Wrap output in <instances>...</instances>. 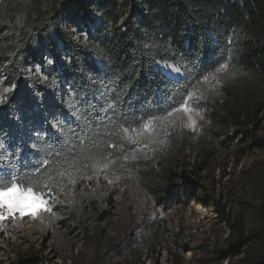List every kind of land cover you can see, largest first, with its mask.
<instances>
[{"label": "trees", "instance_id": "16d2710c", "mask_svg": "<svg viewBox=\"0 0 264 264\" xmlns=\"http://www.w3.org/2000/svg\"><path fill=\"white\" fill-rule=\"evenodd\" d=\"M15 18L19 30L12 27ZM67 23L84 26V44L70 37ZM5 32L0 76L10 90L0 102V181L51 174L55 184L39 189L43 198L64 197L65 189L83 183L127 190L162 178L165 188L148 191L165 202L177 196L165 162L189 143L159 123L155 139L146 143L130 142L121 129L166 117L221 65L230 74L207 80L218 97L191 102L207 110L215 137L231 127L244 131L264 108V0H0V36ZM162 63L182 77H167L157 68ZM33 64L41 77L26 74ZM85 158L111 163L96 172L84 167ZM73 160L79 171L69 183L57 170ZM193 183L185 178L180 192L187 194ZM259 185L248 231L212 196L233 239L211 261L228 254L239 256L238 264H264V173ZM86 238L103 248L104 258L121 254L120 242L99 245V238Z\"/></svg>", "mask_w": 264, "mask_h": 264}, {"label": "rangeland", "instance_id": "374dc122", "mask_svg": "<svg viewBox=\"0 0 264 264\" xmlns=\"http://www.w3.org/2000/svg\"><path fill=\"white\" fill-rule=\"evenodd\" d=\"M12 27L20 29L18 18ZM66 30L73 40L85 43L81 23H67ZM44 61L51 65L50 59ZM25 72L41 77L37 64ZM165 72L173 80L181 78L170 68ZM229 74L220 68L202 80L186 100L190 111H172L171 116L153 120L189 143L177 159L165 162L177 196L165 202L148 191V187L165 188V178L134 183L127 190L109 183L99 187L83 183L65 189L64 197L43 198L51 212L40 209L35 215L31 211L21 215L4 210L0 264H238L239 256L228 254L220 262L211 261L215 251L226 252L233 239L211 198L217 195L225 213L231 220H241L245 231L254 226L253 211L260 203L259 180L264 173V108L253 121L247 120L244 131L231 127L216 138L217 128L211 125L207 110L191 104L203 96L218 97L207 80ZM9 90L0 76V102ZM154 139L152 132L137 141ZM185 178L192 179L194 186L182 194L179 189ZM86 237L99 238V245L120 242L121 254L104 258L103 248Z\"/></svg>", "mask_w": 264, "mask_h": 264}, {"label": "snow or ice", "instance_id": "6c2138e0", "mask_svg": "<svg viewBox=\"0 0 264 264\" xmlns=\"http://www.w3.org/2000/svg\"><path fill=\"white\" fill-rule=\"evenodd\" d=\"M227 64L221 65V70L226 68ZM207 79V78H206ZM190 111L187 101H185L180 108L174 109L175 112L179 111ZM169 116L172 113H168ZM157 119V118H153ZM191 119V117H189ZM160 127L158 124H154L153 120H149L141 125L139 128H123L121 129V134L123 138L129 140L130 142L135 143L137 138L144 133L156 132ZM89 158H85L84 167H90L96 172H99L101 169H107L109 167L110 161L104 160H95L93 163L89 164ZM127 159V157H125ZM47 164V162H45ZM73 170L79 171L78 164L75 160L68 162V167L63 171L57 170V175L60 177H68L69 183H74L72 179ZM89 179L92 177L89 176ZM55 184V176L48 174L46 177H34L30 178L26 182H9L4 184L0 181V219H3V211L6 210L8 213H14L19 211L23 215L27 211H31L32 215H35L36 212L40 209H43L45 212H51V208L47 207V201L43 199V196L39 189L51 188Z\"/></svg>", "mask_w": 264, "mask_h": 264}, {"label": "bare ground", "instance_id": "6f19581e", "mask_svg": "<svg viewBox=\"0 0 264 264\" xmlns=\"http://www.w3.org/2000/svg\"><path fill=\"white\" fill-rule=\"evenodd\" d=\"M158 68L161 69V70L163 71V73H164L166 76L170 77L171 79H176V78L170 76V74H167V73L165 72V68H170V69L174 72V74L176 75V77H181L180 72H179L176 68H174L171 64H168V63L158 64Z\"/></svg>", "mask_w": 264, "mask_h": 264}, {"label": "water", "instance_id": "95a60500", "mask_svg": "<svg viewBox=\"0 0 264 264\" xmlns=\"http://www.w3.org/2000/svg\"><path fill=\"white\" fill-rule=\"evenodd\" d=\"M182 77V76H181Z\"/></svg>", "mask_w": 264, "mask_h": 264}]
</instances>
